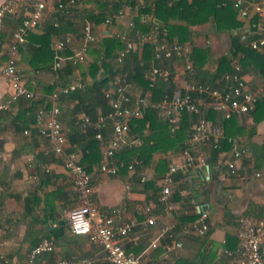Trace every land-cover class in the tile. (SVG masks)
Segmentation results:
<instances>
[{
    "label": "crops",
    "instance_id": "obj_1",
    "mask_svg": "<svg viewBox=\"0 0 264 264\" xmlns=\"http://www.w3.org/2000/svg\"><path fill=\"white\" fill-rule=\"evenodd\" d=\"M4 1L0 0V4ZM45 1L46 7L39 23L29 32L36 34L34 36L49 33L51 47L56 41L67 38L66 50L70 52L80 47L82 27L87 21L92 23L96 40L127 30L128 23L134 22L135 18L149 27L148 33L161 22L154 11L157 0H76L73 6L64 8H59L56 0ZM60 1L67 5L69 0ZM117 2L114 8L113 4ZM227 4L232 7V0H219L218 6ZM119 9L123 15L116 16ZM99 12L104 14V18L113 16L110 25L104 24L97 15ZM28 13L29 9H18L2 16L0 37L4 44L10 42L13 31ZM252 17L241 18L236 13L235 19L241 25L230 31L217 30L212 17L203 23L187 25L184 18L175 16L168 17L166 23L187 25L188 39L184 44L188 56L193 47L206 48L209 56L204 69L214 74L218 57L229 52L231 35L239 39H243L247 32L251 36H264V16ZM56 29L61 32L54 33ZM35 41H38L37 37L27 38L20 46L17 66L23 81L34 91V99L39 101L42 97H49L48 89L59 81V73L53 65L35 70L29 64L37 46ZM92 59L93 54L89 51L83 62L62 59L60 70L64 71L70 60L73 71L67 78L73 81L83 79L89 83L92 79L88 65ZM170 68L175 90H178L187 80L185 60L172 58ZM242 73L247 88L257 94L263 105L256 112L260 117L257 121L253 113L235 115L237 128L242 130L236 138L245 149L244 154L235 159V173H230L226 165L233 159L230 144L215 150L209 143L194 144L189 137L188 152L194 158V166L186 174H173L171 194L166 201L159 199L161 179L171 164L183 161V150L156 151L148 161H142L134 169L122 166L116 174L106 173L99 168V163L111 135V127H105L103 139H98L99 156L84 158L81 148L86 141L82 135L74 134L75 120L83 114L76 109L77 99H66L60 103L59 111L65 136L64 152L54 155L48 142L33 127L36 104L23 97L8 103L10 87L0 74V264H27L29 250L44 237L53 241L54 249L41 253L40 261L53 263L58 258H89L93 264H113L97 243L69 229L66 211L79 203L72 176L63 164L65 154L72 151L79 154L81 163L91 176L93 199L98 207L108 211L121 207L120 220L135 221L132 232L122 242L127 251L142 254L141 264H239V214L264 219V75L256 73L252 67L248 70L242 68ZM218 81L216 79L213 84L222 88ZM129 91L134 96L141 92L136 85H130ZM200 100L201 114L212 123L222 124L224 119L207 98ZM5 104L7 107L1 108ZM156 113L157 119L167 122L160 112ZM194 121L193 118L191 130ZM158 122L151 124L154 128L146 123L142 135L163 132L166 128ZM168 124L169 131L175 128ZM24 130L28 132L24 133ZM129 134L137 136L130 126ZM137 137L142 142V137ZM115 160L120 159L115 157ZM160 160H164L166 165H159ZM146 205L151 206L149 215L142 212ZM202 212H206L207 228L198 232L193 225L199 223ZM150 215L154 217L153 224L147 223ZM153 240L155 246L150 245ZM261 251L264 257V244Z\"/></svg>",
    "mask_w": 264,
    "mask_h": 264
},
{
    "label": "built area",
    "instance_id": "obj_2",
    "mask_svg": "<svg viewBox=\"0 0 264 264\" xmlns=\"http://www.w3.org/2000/svg\"><path fill=\"white\" fill-rule=\"evenodd\" d=\"M56 1L59 8H64L73 6L76 0H69L67 5H64L60 0ZM45 7V0H6L0 4V27L1 18L4 14L14 13L18 9H29L28 15L23 17L20 24L13 31L8 44H4L0 37V74L6 78L10 87L8 103L22 97L26 99L34 98V91L23 81L19 72L17 53L19 46L25 42L28 31L39 23ZM232 7L241 18L249 15L264 16V0H232ZM115 15H123V11L119 9ZM112 20L113 16H107L103 22L110 25ZM133 27L134 22L130 21L128 28ZM110 34H114L124 44L123 48L117 53V62H121L128 51L139 50L142 44L148 42L154 45L153 57L155 59L183 58L185 60V73L193 71V64L188 56L185 44L176 39L168 40L164 36L165 32L160 31L158 24L153 26L151 33L142 34L138 39L129 35L128 29ZM242 38L246 40L247 45L250 47L264 51V36L253 37L247 32ZM93 42L92 23L87 21L82 27V43L70 55L65 57L60 54V51L67 46V38L60 39L53 44L52 48L55 51L53 67L60 68L61 60L65 58L74 62H83L87 58L88 49ZM3 56L5 59H2ZM170 74L169 68L153 65L146 76L150 82H153L156 78L168 80ZM225 77L229 83L222 88H214L207 84L186 80L185 85L175 90L171 97H164L158 102H152L147 95H132L129 91L131 84L127 77L124 74H117L104 91L111 108L110 111L99 115L94 122H91L89 117L83 114L78 122L81 129L92 125L96 130L95 138L100 140L103 139L102 131L105 127L110 126L112 129L99 168L106 173L116 174L122 166L131 170L142 163L141 158L136 156L129 162L124 163L121 160H115V155L126 147L140 145L141 140L139 137L129 134V122L133 118L140 117L144 109L149 106L160 112L173 127L178 125L179 115L183 110L196 115L190 141L194 144L209 143L213 149H219L224 138L222 124L212 123L201 114L200 99L207 98L210 105L220 113L222 120L229 118L231 115L251 113L258 100L257 94L247 88L239 64H236L233 72ZM82 86L81 81L75 80L60 88V92L68 93ZM58 95L59 91L56 90L49 95L52 100L51 105L49 108L39 106L35 111L33 121V127L36 129L37 134L48 142L49 150L54 155L63 154L65 145L59 108L55 103ZM6 107L7 104L1 105V108ZM23 132L27 133L28 130ZM228 141L233 159L228 160L226 165L230 173H235V159L244 154L245 149L237 138H229ZM183 154V161L171 164L161 179L159 193L161 201H166L171 194L173 174L175 172L186 174L194 166V158L188 150H183ZM63 164L72 176L73 186L79 200L78 205L66 211V220L71 232L85 235L90 241L97 243L104 251L107 259L113 264H141L140 257L142 254L127 251L122 242L132 232L135 221L120 220L121 207H115L111 211L102 210L98 207L93 199L91 176L81 163L77 152L66 153ZM256 175H259V173L256 172ZM142 212L149 215L151 206H144ZM205 218L206 212H202L199 223L193 225L198 232H203L207 228ZM237 221L239 264H264L261 251V246L264 244V219L241 213ZM147 223H154L152 215L147 218ZM1 229L0 227V232ZM150 245L155 246V241L153 240ZM53 249V241L47 237L42 238L29 250L27 264H93V261L89 258H58L53 263L38 260L41 253L50 252Z\"/></svg>",
    "mask_w": 264,
    "mask_h": 264
},
{
    "label": "trees",
    "instance_id": "obj_3",
    "mask_svg": "<svg viewBox=\"0 0 264 264\" xmlns=\"http://www.w3.org/2000/svg\"><path fill=\"white\" fill-rule=\"evenodd\" d=\"M117 4L118 2L113 4V7L115 8ZM218 4L219 0H191L190 2L187 0H157L155 2L154 11L156 17L161 21L158 26L160 31L165 32L164 36L168 40L176 39L184 43L188 39L187 25L203 23L210 17L213 18L215 26L219 31H230L241 25V22L235 19L236 11L231 5L227 4L226 6L219 7ZM145 7H147V5H145ZM97 15L103 20L106 18H104V14L100 12L97 13ZM175 16L184 18L187 25L180 26L166 23L168 17ZM257 16L258 15H253L252 18L255 19ZM148 30L149 27L136 18L134 20V27L128 28L129 35L134 36L135 39H138L142 34L148 33ZM60 32L61 30L59 29L54 31L56 34ZM34 35L36 34H32V32L29 31L26 35V39L37 37L38 40L37 42L35 41L37 46L34 47L29 64L35 70L49 68L55 61V51H53L50 45V35L49 33L37 36ZM253 37L256 36L254 35ZM94 44L88 49V51L93 54V59L88 65V72L92 79L91 82L88 83L84 82L83 79H79V81L83 83L81 88L68 93H61L60 88L73 81L71 78H67V75L72 73L73 68L69 60L64 71L60 70L62 69L61 67L55 69L59 73V81L50 85L48 93L50 95L55 90L59 91V95L55 100L59 111L62 101H66V99H77V104L75 105L76 109L88 116L91 122H94L99 115L106 114L111 109L104 91L117 74H124L132 87L135 85L140 87V95H147L152 102H158L164 97H171L173 95L176 84L174 82L172 69L170 68L172 59H155L153 57V44L146 42L141 45L139 50L128 51L121 62L116 61V56L118 51L123 48L124 44L114 34L105 36L100 40H96L94 37ZM20 46L18 50H20ZM66 48L67 47L60 51L61 55L71 54ZM208 56L209 52L206 48H192L189 58L193 64V71L187 73V80L207 84L214 88H221L213 84L217 79L222 87L223 84L225 85L224 87H226L228 83H226L227 80L225 79V75L233 72L235 64H239L245 70L252 67L256 73L264 75V51H259L250 47L243 39H239L238 36L231 35L229 52L218 57V66L214 74H209L204 69ZM153 65L169 68L171 71L169 79L163 80L162 78H156L153 82H150L146 74ZM82 75L84 76V72H82ZM29 100H32V103L34 102V104H36V109L39 106L49 108L52 103V100L48 96L42 97L39 101H36L34 98ZM260 105L262 106L263 104L258 99L255 108L251 111L255 121L260 118L256 114ZM157 118L156 110L149 106L144 109L140 117L131 119L129 126L133 132L137 133L135 135L142 137V142L138 146L124 148L121 152L116 153L115 157L127 163L132 157L136 156L141 158L145 163L148 161L149 157H151L152 153L156 151L166 152L169 149L175 148L189 151L190 143L187 141V138L190 137L192 131L190 127L191 121L193 118H196V115H189L183 110L179 118L178 126L172 128L173 130L170 131L167 129L169 124ZM79 120L80 119L75 120L74 125L76 124V126H74V134L79 136L82 135V138L86 141L85 146L81 148L83 157L90 158L91 155L96 157L99 156V141L94 136L96 132L95 128L89 125L85 129H81L78 124ZM154 121H159L166 129L158 134L142 135V130L146 127V123H148V126L151 128H154L152 127L153 125H151ZM222 124L224 138L222 139L220 148L215 150L224 148L226 144H230L228 141L229 138H236L237 134L242 133V130L237 128L235 115H231L229 118L224 119ZM159 165L165 166L166 162L160 160Z\"/></svg>",
    "mask_w": 264,
    "mask_h": 264
}]
</instances>
